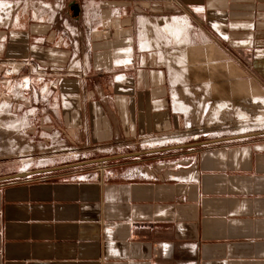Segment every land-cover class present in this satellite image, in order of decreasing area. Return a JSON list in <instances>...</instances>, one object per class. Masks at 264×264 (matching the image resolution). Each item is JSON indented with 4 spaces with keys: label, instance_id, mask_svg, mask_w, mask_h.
I'll return each mask as SVG.
<instances>
[{
    "label": "crops",
    "instance_id": "crops-1",
    "mask_svg": "<svg viewBox=\"0 0 264 264\" xmlns=\"http://www.w3.org/2000/svg\"><path fill=\"white\" fill-rule=\"evenodd\" d=\"M1 6L0 264H264V0Z\"/></svg>",
    "mask_w": 264,
    "mask_h": 264
},
{
    "label": "rangeland",
    "instance_id": "rangeland-1",
    "mask_svg": "<svg viewBox=\"0 0 264 264\" xmlns=\"http://www.w3.org/2000/svg\"><path fill=\"white\" fill-rule=\"evenodd\" d=\"M0 10H3V6L0 7ZM212 79L216 80L217 77L220 76L219 67L217 65L212 66ZM216 71V72H215ZM237 69L233 67V70L229 69L228 72H224L223 76L227 77L232 81V84H235V90L233 91V96L229 100V118L225 120H209L203 121L204 126L209 128L212 131L224 132V137H232V135H240V133L255 134V133H263L264 134V91H260L253 83H243L238 80L233 81L234 77L237 75ZM215 72V73H214ZM237 82V83H236ZM249 84L253 88V92L257 97L259 103L253 101L251 98H247L243 93L237 91L236 86L240 84ZM242 84V85H243ZM221 90L219 89L217 93L215 92V98L213 99V107H214V115L216 116L217 112H222L221 105L217 106L216 102L221 99ZM239 95V96H238ZM232 99H246L245 103L246 108L243 107L241 101H232ZM199 102L203 100V104L201 106L205 107L206 100L198 99ZM262 101V102H261ZM239 107V108H238ZM208 122L210 126L208 125ZM203 126V127H204ZM223 128V129H220ZM241 136V135H240Z\"/></svg>",
    "mask_w": 264,
    "mask_h": 264
},
{
    "label": "bare ground",
    "instance_id": "bare-ground-1",
    "mask_svg": "<svg viewBox=\"0 0 264 264\" xmlns=\"http://www.w3.org/2000/svg\"><path fill=\"white\" fill-rule=\"evenodd\" d=\"M183 28V27H182ZM176 29V28H175ZM181 29V28H180ZM178 32V31H177ZM174 34V33H173ZM183 34V33H182ZM179 35V34H178ZM179 38V37H178ZM181 39V38H180ZM203 60V59H202ZM211 68V67H210ZM212 69V68H211ZM213 70V69H212ZM214 71V70H213ZM199 72V71H198ZM216 72V71H215ZM214 72V73H215ZM197 73V72H196ZM224 74V73H223ZM237 83V82H236ZM243 84V83H242ZM240 84L236 86V89L238 92L243 93L247 98L253 99V101H256L259 103L257 95L253 92V88L248 84ZM224 90V89H223ZM229 91V90H228ZM226 92V91H225ZM239 96V95H238ZM262 102V101H261Z\"/></svg>",
    "mask_w": 264,
    "mask_h": 264
},
{
    "label": "built area",
    "instance_id": "built-area-1",
    "mask_svg": "<svg viewBox=\"0 0 264 264\" xmlns=\"http://www.w3.org/2000/svg\"><path fill=\"white\" fill-rule=\"evenodd\" d=\"M7 73L8 74H13L12 71H10V70H7ZM22 86H23V88H28L29 87V85H27L26 83H23Z\"/></svg>",
    "mask_w": 264,
    "mask_h": 264
},
{
    "label": "water",
    "instance_id": "water-1",
    "mask_svg": "<svg viewBox=\"0 0 264 264\" xmlns=\"http://www.w3.org/2000/svg\"><path fill=\"white\" fill-rule=\"evenodd\" d=\"M76 11V9H74Z\"/></svg>",
    "mask_w": 264,
    "mask_h": 264
}]
</instances>
